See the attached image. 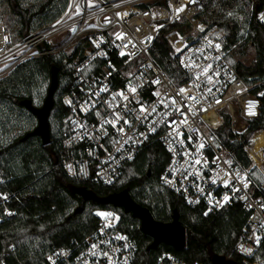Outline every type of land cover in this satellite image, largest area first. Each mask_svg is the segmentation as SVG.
Segmentation results:
<instances>
[{"label": "built area", "instance_id": "2783aa9c", "mask_svg": "<svg viewBox=\"0 0 264 264\" xmlns=\"http://www.w3.org/2000/svg\"><path fill=\"white\" fill-rule=\"evenodd\" d=\"M94 1L97 7L92 9L88 7L87 0H74L81 6L82 15L69 19L64 12L55 22L18 41L12 40L8 26L0 15V77H5L27 59L74 46L73 52L77 44L82 43L85 47L81 59L74 62L71 89L61 97V104L67 110L64 120L67 130L63 141L67 152L63 161L65 173L80 181L112 185L149 141H157L168 155L159 178L162 188L176 193L188 206L204 208L205 213L239 202L248 216L236 250L243 256L244 264H264V256L259 255L264 246V145L254 150V136L264 131H256L247 139L244 137L251 122L260 114L261 100L254 92L260 84H251V78L246 80L230 60L227 31L221 25H210L198 17L204 0ZM181 7L184 10L178 11ZM67 9L68 6L65 11ZM118 13L122 15L117 16ZM125 13L128 15H123ZM180 19H185L191 29L184 35L177 32L168 35L186 75L183 82L176 83L156 62L151 48L159 31ZM256 19L264 27V7L257 11ZM69 32L68 39L59 46H53V39ZM117 33L123 39H117ZM149 36L151 40L146 39ZM5 37H8L7 42ZM126 41L131 43L122 47ZM45 43L51 44V47L42 49ZM216 45L220 46L219 49ZM209 64L212 68L207 75L219 73L218 76L213 75V83L204 84L202 81L206 76L194 82L196 73ZM185 65L193 66L188 68ZM157 78L159 83H152ZM132 85H140L135 94L129 90ZM102 88L105 91L100 93V103L95 108L85 103L90 92ZM181 88L185 92L177 95ZM208 88H212L211 94ZM121 92L129 100L135 96L140 101L136 103L133 100L129 107L139 109L142 104L148 111L155 107V113L148 121L141 122L135 119L138 112L127 114L123 107L116 108V104L126 103L118 95ZM156 92L160 95H154ZM172 97H175V105L172 104ZM188 97H196L199 103ZM164 104L169 107L165 108ZM185 104L189 107L185 108ZM85 108L88 110L84 111ZM176 108L186 113L185 124L179 123L184 117L177 114ZM114 110L133 124L131 128L124 125V133H118L111 125L100 127L104 119H112ZM97 111L100 115L96 114ZM249 111L254 115H250ZM173 119L177 123L172 128L179 127L184 133L183 145L170 143L168 133L171 129L167 121ZM226 120L235 140L243 145L247 153L251 162L248 167L242 165L223 143L219 131ZM153 127L156 129L154 132ZM194 129L198 131H192ZM189 135L193 137L191 143L188 142ZM127 137L133 139L125 143ZM201 143L203 148H199ZM182 152L185 154L181 155ZM197 159L200 164L194 163ZM187 173L192 174L184 179ZM237 173L245 179L238 178ZM224 181H228L227 185ZM237 188L239 191L234 190ZM9 199V194H0V202L4 205ZM15 214L16 210L7 207L2 217L11 218ZM97 215L98 224L89 234L51 250L46 264H109L103 253H108L114 264H137L138 240L122 227L119 214L113 209H101ZM257 237L261 238L260 243H256ZM93 244L97 245L95 249ZM0 264L8 263L0 259ZM153 264L206 263L188 262L170 251H164Z\"/></svg>", "mask_w": 264, "mask_h": 264}, {"label": "trees", "instance_id": "16d2710c", "mask_svg": "<svg viewBox=\"0 0 264 264\" xmlns=\"http://www.w3.org/2000/svg\"><path fill=\"white\" fill-rule=\"evenodd\" d=\"M68 3L69 0H0V6L7 8L11 38L16 41L58 20ZM262 7L264 0H204L198 13L208 24L221 25L227 31L230 60L246 80L251 78V84H260L254 89L262 104L260 114L251 122L244 135L246 139L256 131H264V27L256 19ZM235 10L245 15L244 27L231 13ZM190 29L185 19L166 25L151 48L156 62L176 83L183 82L186 75L168 35L172 32L184 35ZM50 47L51 44L45 43L41 48ZM84 47L79 43L71 53L60 50L27 59L0 78V194L10 195L6 205L0 202V259L8 264H46L51 250L85 237L96 227L97 211L113 209L119 214L122 227L138 240L137 264H153L164 251L188 262L221 264L223 259L225 264H244L235 246L247 211L235 202L205 213L204 208L188 206L176 193L163 189L159 178L168 155L159 142L149 141L112 185L80 181L65 173L63 161L67 152L63 141L67 110L61 104V97L71 89L74 62L81 59ZM249 48L254 50L249 64L233 58L246 56ZM54 66L59 70L58 87L49 117L51 141L44 145L38 135L24 139L38 123L21 102L28 99L35 106L43 103ZM219 134L235 158L250 166L243 145L230 131L228 120ZM80 189L93 191L100 197L127 189L137 203L148 208L161 222L172 221L177 210L186 229V246L177 249L161 243L156 249L149 248L153 239L141 230L139 218L122 207L99 203L79 192ZM6 206L16 210L13 217H2ZM259 255L264 256V246Z\"/></svg>", "mask_w": 264, "mask_h": 264}, {"label": "water", "instance_id": "95a60500", "mask_svg": "<svg viewBox=\"0 0 264 264\" xmlns=\"http://www.w3.org/2000/svg\"><path fill=\"white\" fill-rule=\"evenodd\" d=\"M58 68H52L51 83L42 106H35L31 100H23L22 105L27 107L38 119V124L34 130L27 133L24 139L38 135L41 137L44 145L51 141L50 113L54 106V94L58 87ZM85 196L98 201L99 203H109L131 212L134 217L139 218L141 230L152 237L153 241L149 248L156 249L161 243H166L177 249L186 246L187 234L185 227L181 224L177 210L174 211L173 219L170 222H161L156 220L148 208L137 203L130 195L127 189L111 193L100 197L95 192L80 189Z\"/></svg>", "mask_w": 264, "mask_h": 264}, {"label": "snow or ice", "instance_id": "6c2138e0", "mask_svg": "<svg viewBox=\"0 0 264 264\" xmlns=\"http://www.w3.org/2000/svg\"><path fill=\"white\" fill-rule=\"evenodd\" d=\"M191 2H195V0H191ZM94 5L92 4H88V7H93ZM184 8L181 7L178 11H183ZM65 16H67L69 19H72L74 18V16H77V15H82V9H81V6L77 3L74 2V0H69V3H68V9L67 11H65L64 13ZM122 14H117V16H121ZM123 15H128L127 13L123 14ZM60 21H58L59 23ZM73 31H75V29H73ZM116 38L117 39H123V36L120 34V33H117L116 34ZM147 40H151L152 37L149 36L146 38ZM8 40V37H5V42H7ZM131 41H126L122 47H127L128 44H130ZM133 47H135V45L133 44ZM217 49H219V45H216L215 46ZM177 51H182L181 49H177ZM121 55H125L124 52H121ZM183 63V61H182ZM193 65H185V67H188V68H191ZM196 67H199V65H195ZM7 67V65H6ZM212 68V65L209 64L207 67L203 68V70L201 72H198L196 73L195 75V78H194V82L195 81H198V80H201V77L202 76H206V79H204L202 82L204 84H212L213 83V75L215 76H218L219 73L218 72H213L212 75H207V73L209 72V70ZM152 83H159V78H157L155 81H153ZM197 87H199V85L197 84L196 85ZM137 87H140V85H132L130 86V91L131 93L135 94L136 91H137ZM105 91V89H100L99 91L97 92H90L88 95H89V99L87 101H85L86 104H89L90 107L92 108H95L96 104L97 103H100L99 101V96H100V93ZM208 93L211 94L212 92V88H208L207 89ZM185 92V89L184 88H181L179 89V92L177 93V95H182L183 93ZM118 95H120L123 99V101H125L126 103H124L123 105L121 104H116V108H121L123 107L127 114H131L133 112H138L139 115H137L135 117L136 120H140L141 122H145V121H148L149 120V117H151L155 111H156V108L153 107L151 109V111H148L142 104H141V107L139 109H136V108H131L129 107V104H131L133 102V100H135L136 103H140L139 100L136 99L135 96H133V99L132 100H129V97L124 95L123 92L119 93ZM154 95H157L159 96L160 93L159 92H156L154 93ZM95 97V99H93ZM188 99H193V100H196L197 103H199V100H197L196 97H188ZM113 100H115V96L113 97ZM219 102V101H218ZM69 103H71V101H69ZM161 103H163V100H161ZM176 101H175V97H172V104L175 105ZM111 107V105H109ZM164 107L167 108L169 107L168 104H164ZM185 108H188L189 106L187 104L184 105ZM252 105L249 104V108L251 109ZM84 111H87L88 109H83ZM201 110H206V109H201ZM176 112L177 114H179L180 116L184 117L183 120H181L179 123L180 124H185L187 122V115L186 113L181 110L180 108H176ZM97 115H100V113L97 111L96 113ZM249 114L250 115H254L253 112L249 111ZM112 119H104L103 120V123L100 125L101 128L104 127V125H111L113 128H115L117 130L118 133H124V125H127L129 128H131L133 126L132 122H130L128 119H124V117L120 114V112L118 111H113L112 114ZM123 121V123L120 125V127H117L118 124H120V122ZM152 123H156L155 121H152ZM177 122L173 119L171 121H167V126L171 129V131H169L168 133V136L170 138V143H179L181 145H183L185 142L183 140V135L184 133L180 131L179 127H176V128H172V125L173 124H176ZM80 127H83V125H80ZM156 129L153 127L152 128V131L154 132ZM192 131H198V130H192ZM179 137V139H178ZM133 137H127L126 140H125V143H127L129 140H132ZM193 140V137L191 135L188 136V142L191 143ZM199 148H203V144L201 143L199 145ZM181 155H184L185 153H180ZM195 164H200V160H195L194 161ZM226 163H229L228 161H226ZM191 164V162H190ZM187 172V170H185ZM192 173H187V175H184V179H187L189 175H191ZM237 177L240 178V179H245V178H241L239 176V173H237ZM166 182H169L171 183L170 180H166ZM215 182V181H213ZM225 185H227L228 181H224ZM245 187H247V183H245ZM235 191H239V189H234ZM225 199H228V197H225ZM100 215H103V214H100ZM105 227H107V225H105ZM116 239H124L123 237H116ZM260 237H257L256 238V243H260ZM108 243H111V241H108ZM97 245L96 244H93L92 245V248H96ZM250 251V250H248ZM93 255H95V252H93ZM103 255L105 257L108 258V261H109V264H114L113 260H112V257L108 255V253H103ZM54 264V262H53Z\"/></svg>", "mask_w": 264, "mask_h": 264}, {"label": "rangeland", "instance_id": "374dc122", "mask_svg": "<svg viewBox=\"0 0 264 264\" xmlns=\"http://www.w3.org/2000/svg\"><path fill=\"white\" fill-rule=\"evenodd\" d=\"M87 2H88V4L94 5L93 7H89V8L95 9L97 7V4L95 3L94 0H87ZM239 7H241V6H239ZM231 13L240 21L241 25L244 27L245 26V15L242 12L237 11V10H235V11H233ZM0 15L4 18V20H5V22H6L7 26H8V30H9L10 36H12L13 33H12V30H11V28L9 26V15L7 13V8H6L5 5L0 6ZM243 31H244V28H243ZM70 35H71V32L66 33L65 35H62V36H59V37L53 39L54 40L53 46H59L66 39H68V37ZM13 41H16V40H13ZM73 48H74V46H73ZM73 48L72 47L71 48L70 47L69 48H66L65 51L67 53H70ZM233 58L235 60L242 61L245 64H249L251 61H253V58H254V50L252 48H249L248 51H247V55L246 56H243L242 57V56L235 55ZM2 77H4V76H2ZM2 77H0V78H2ZM262 169L264 170V165L262 166ZM99 212H100V210L97 211V214ZM220 263L221 264H225V260L220 259Z\"/></svg>", "mask_w": 264, "mask_h": 264}, {"label": "bare ground", "instance_id": "6f19581e", "mask_svg": "<svg viewBox=\"0 0 264 264\" xmlns=\"http://www.w3.org/2000/svg\"><path fill=\"white\" fill-rule=\"evenodd\" d=\"M254 140H255V146H254V150L258 149L259 147L264 145V133L263 132H259L254 136Z\"/></svg>", "mask_w": 264, "mask_h": 264}, {"label": "flooded vegetation", "instance_id": "af4514ba", "mask_svg": "<svg viewBox=\"0 0 264 264\" xmlns=\"http://www.w3.org/2000/svg\"><path fill=\"white\" fill-rule=\"evenodd\" d=\"M42 104H43V103H42ZM42 104H41V105H39V106H42ZM39 106H38V107H39ZM36 118H37V117H36ZM37 123H38V119H37Z\"/></svg>", "mask_w": 264, "mask_h": 264}]
</instances>
